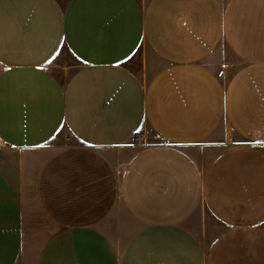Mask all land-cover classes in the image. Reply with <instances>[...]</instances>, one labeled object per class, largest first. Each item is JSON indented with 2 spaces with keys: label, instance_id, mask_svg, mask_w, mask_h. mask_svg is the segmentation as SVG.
Segmentation results:
<instances>
[{
  "label": "crops",
  "instance_id": "obj_1",
  "mask_svg": "<svg viewBox=\"0 0 264 264\" xmlns=\"http://www.w3.org/2000/svg\"><path fill=\"white\" fill-rule=\"evenodd\" d=\"M0 139V264H264V0H0Z\"/></svg>",
  "mask_w": 264,
  "mask_h": 264
},
{
  "label": "rangeland",
  "instance_id": "obj_2",
  "mask_svg": "<svg viewBox=\"0 0 264 264\" xmlns=\"http://www.w3.org/2000/svg\"><path fill=\"white\" fill-rule=\"evenodd\" d=\"M130 62V60H128ZM128 62V63H129ZM80 66L77 61L63 46H60L55 54L47 61L46 67L57 77L60 82H65L69 79L72 73ZM132 67V65H130ZM70 133L62 127L51 140L49 144L59 145L66 143ZM133 141V139H132Z\"/></svg>",
  "mask_w": 264,
  "mask_h": 264
},
{
  "label": "built area",
  "instance_id": "obj_3",
  "mask_svg": "<svg viewBox=\"0 0 264 264\" xmlns=\"http://www.w3.org/2000/svg\"><path fill=\"white\" fill-rule=\"evenodd\" d=\"M133 142H139L142 139V135L138 132H135L132 136ZM3 141L0 139V147L3 146Z\"/></svg>",
  "mask_w": 264,
  "mask_h": 264
}]
</instances>
